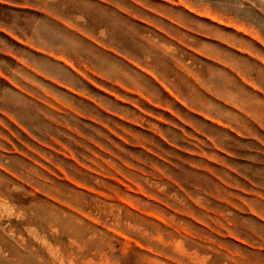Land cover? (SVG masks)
<instances>
[{"label": "rangeland", "instance_id": "374dc122", "mask_svg": "<svg viewBox=\"0 0 264 264\" xmlns=\"http://www.w3.org/2000/svg\"><path fill=\"white\" fill-rule=\"evenodd\" d=\"M0 264H264V0H0Z\"/></svg>", "mask_w": 264, "mask_h": 264}]
</instances>
